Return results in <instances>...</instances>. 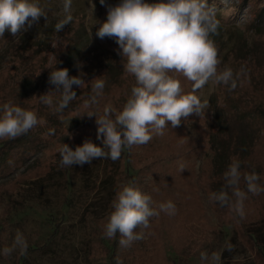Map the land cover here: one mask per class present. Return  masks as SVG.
I'll return each mask as SVG.
<instances>
[{
    "label": "rangeland",
    "instance_id": "374dc122",
    "mask_svg": "<svg viewBox=\"0 0 264 264\" xmlns=\"http://www.w3.org/2000/svg\"><path fill=\"white\" fill-rule=\"evenodd\" d=\"M119 2L106 0L113 6ZM40 3L48 9L47 22L41 17L38 25L20 37L6 30L0 38V106L11 101L36 112L41 104L36 97L44 87L31 76H38L42 66H52L67 68L70 76H84L86 82L103 75L106 86L96 106L98 114L105 105L121 109L135 80L124 71L120 55L113 53L119 48L115 40L95 35L98 21L106 20L107 7L92 0L93 12L91 0H73L72 23L56 33L62 0ZM208 3L216 6L221 22L219 35L214 37L221 68L246 69L237 88L229 91L228 86L209 82L196 93L202 102L208 101L205 115L193 114L174 129L169 122L163 136L124 150L116 161L96 159L82 167L62 168L57 151L62 143L73 149L85 139L101 144L96 138L95 117L74 118L85 111L83 102L89 98L90 85L83 89L74 85L78 109L56 113L51 133L44 128L26 145L7 144L5 155L0 149V251L12 245L17 230L28 242L26 255L18 250L10 256L0 254V264H116L117 256L123 264H202L201 252L222 253L220 264H264V256L247 238L251 230L263 225L264 193L249 194L242 220L208 199L209 193L224 183L223 173L236 142L242 157L251 152L241 159V170H254L264 185V117L257 113L264 111V0ZM15 54L21 58H14ZM110 63L121 70L115 77L106 73ZM26 71L31 80L18 88L14 77L19 73L26 78ZM180 80L189 92L191 82L183 77ZM49 86L55 91L54 85ZM44 106L48 109L45 114L54 112ZM11 145L16 146L12 151ZM121 158L124 164L117 169ZM178 161L186 165L182 172ZM51 164L54 169L44 175ZM130 180L150 194L155 204L171 199L177 213L168 216L161 212L150 220L144 239L121 248L119 234L115 239L106 238V222L93 228L87 214L105 215L115 191ZM241 225L246 228L244 236L237 232ZM261 232L264 235V230ZM226 242L234 245L233 251L224 250ZM92 245H97L96 253L89 257Z\"/></svg>",
    "mask_w": 264,
    "mask_h": 264
},
{
    "label": "clouds",
    "instance_id": "9594fccd",
    "mask_svg": "<svg viewBox=\"0 0 264 264\" xmlns=\"http://www.w3.org/2000/svg\"><path fill=\"white\" fill-rule=\"evenodd\" d=\"M99 3L107 7V17L103 22L98 21L95 35L115 40L123 69L134 77L135 83L121 109L105 105L102 114H98L96 106L106 86L103 75L86 82L84 76H70L67 68H55L50 72L48 82L55 86V91L40 94L39 101L56 113H62L77 98L73 86L83 89L90 85L89 98L83 102L85 111L74 118L95 117L96 138L101 141L97 145L85 139L75 149L62 143L57 150L62 168L82 167L96 159L118 160L124 150L131 151L134 146L148 144L154 136H163L169 122L174 129L193 114L205 115L208 101L202 102L196 93L209 82L223 84L233 91L241 76L246 75L243 67L237 72L231 67L221 68L219 48L214 40L219 35L221 22L216 6L210 5L208 0H159L155 3L120 0L114 6L107 5L106 0H99ZM72 5L73 0H62L60 18L54 25L56 33L72 23ZM91 7L94 12L92 0ZM41 17L47 22L48 9L40 0H0V38L6 30L20 37L34 24L38 25ZM180 77L191 82L189 92H185ZM39 123L33 110L11 101L0 106V140L18 138ZM178 168L182 172L186 169L185 163L178 161ZM260 179L254 170L242 171L241 162L233 159L223 173L222 187L211 191L208 199L228 208L234 218L242 220L249 194L264 193ZM110 207L103 234L108 239H115L119 234L121 248L131 247L144 239L145 230L151 226L150 220L159 217L161 212L168 216L177 213L171 199L155 204L152 196L132 180L118 188ZM233 249L234 245L226 242L224 250L231 252ZM17 250L22 256L28 250V242L19 230L12 245L3 248L0 254L10 256ZM221 256L219 252L200 253L202 264L206 261L220 264ZM116 264H123L119 256Z\"/></svg>",
    "mask_w": 264,
    "mask_h": 264
},
{
    "label": "trees",
    "instance_id": "16d2710c",
    "mask_svg": "<svg viewBox=\"0 0 264 264\" xmlns=\"http://www.w3.org/2000/svg\"><path fill=\"white\" fill-rule=\"evenodd\" d=\"M37 53L38 54H36V55H39V52H37ZM113 53L116 54L117 56H119L118 53H116V52H113ZM17 56H19V55H17V54L13 55L14 58L17 57ZM43 58H41V59H43ZM65 62H67V60H65ZM229 62H230V60L228 59V61L226 63H229ZM112 63H114V62H112ZM41 70L42 71H41V73L38 76H37V74H33L32 75V73L35 72V71H33L32 73L28 72V74L32 75L31 76L32 79L34 78L33 76H36V81L38 83L39 82L42 83L44 89L42 90L41 94H43V93L48 92L49 90H53V89H51L52 86L48 87V85H49L48 80H49L50 72L52 70H55V69L52 66H49V67H46V68H44L42 66ZM120 72H121V70H119V68H115V65H113L111 63L108 64V66L106 67V73L109 74V75H112L113 77H115ZM20 75L21 74L17 73L15 75V77H14L15 78L14 81L17 84L18 88L21 86L22 82L26 83V82H28V80H31L30 76L26 77L27 76V71H26V74H25L26 78H24V77L21 78L22 75L21 76ZM75 91H76L77 97H78L79 96L78 91L77 90H75ZM39 95L40 94H38L37 96H39ZM35 97H36V95H35ZM36 98H38V97H36ZM78 106H79L78 102L76 100H74V102H71L70 105L68 106V108H66L64 110L66 112L63 111V114H67L68 112H75L78 109ZM67 109H68V111H67ZM29 110H33V109H29ZM45 110L48 111V109L44 106V104L41 103L40 106H38V109L36 110V113H37V116H38V119H39L40 123L36 127H34L33 129H31L27 134L21 135L18 138H15V139H12V140L11 139L2 140V146H0V149H2V154L1 155H5V153H7V151L5 149V146L7 144L10 145V144H12V142H14L16 144L21 143V145H26L31 140H33V138L35 137L34 136L35 132L37 133V131L42 130L44 128L50 129V130H53V128H55L56 125H54L55 124L54 122H55V119L57 117L56 116V112L55 111L54 112H50V113L47 112L45 114ZM257 111H258L257 112L258 114H260L261 116L264 117V111H261V110H257ZM231 147H232V143H231ZM233 147H234V153L229 155L228 165L231 163V161L233 159H238L241 162V159L243 160L244 158L249 157V155L251 153L250 152L249 155L246 156V157L245 156L242 157L241 153H240V150H239L240 149L239 143L238 142L234 143ZM15 148H16V146H12L11 145V150L10 151L14 150ZM123 164H124V160L121 158L117 169H121ZM228 165H227V167H228ZM54 167H55V165L51 164L47 168V170H46L44 175H47V174L51 173L52 170L54 169ZM66 170L67 169H64L65 173H66ZM116 191H115V193H116ZM115 193H114V196H115ZM114 196L107 204V213L105 215H103L102 217H98L97 218V217H93L92 213H88L87 214V216L90 217L91 227L96 228L100 223L106 222V218H107L108 214L110 213V211L112 210L110 206H111L112 200L114 199ZM237 229H238L237 232H238L239 236L246 235V228H244L242 225L240 226V228H237ZM247 229H250V228H247ZM261 230H264V222H263V225L260 228H257L256 230H254V229L251 230L250 233H248L247 238L255 243V245L258 247L259 252L264 256V235H262ZM96 246L97 245L90 246V255H89V257L95 255V253H96L95 247Z\"/></svg>",
    "mask_w": 264,
    "mask_h": 264
}]
</instances>
